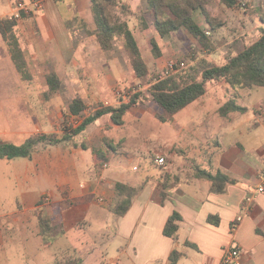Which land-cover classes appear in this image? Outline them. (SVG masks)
I'll list each match as a JSON object with an SVG mask.
<instances>
[{
    "label": "crops",
    "instance_id": "0c3cea01",
    "mask_svg": "<svg viewBox=\"0 0 264 264\" xmlns=\"http://www.w3.org/2000/svg\"><path fill=\"white\" fill-rule=\"evenodd\" d=\"M18 1L0 0V20L15 11ZM43 1L45 8L47 1L56 5V2L65 0ZM222 5L224 25L214 30L205 19L200 23L203 30L210 31L209 37L215 46L213 52L188 38L183 29L162 37L151 23L148 27L135 28L150 71L163 69L166 62L181 51L187 53L188 40L192 45L189 47L201 50L202 57L208 62L207 68L225 64L229 57L262 35L264 30L261 34L260 30L264 24L261 25L256 18H250V23L239 24L226 14L234 8L225 9L226 6ZM68 6L79 17H83V13L87 18L91 16L87 14L92 6L91 0H72ZM146 7L132 5L138 13L145 11ZM42 9L33 13V17L19 19L14 29L28 64H32V60L39 64L52 63L61 82L66 77H83L85 80L80 87L85 98L79 94L75 97H82L86 104L92 99L104 100L106 97L103 96L113 92L114 79H139L129 63L123 65L120 58L112 55L113 47L103 49L100 46L94 34L96 26L92 30L78 29L77 36L59 12H42ZM92 20L95 24L94 15ZM0 34L3 39L0 47L6 49L7 46L14 62L10 41L1 30ZM153 38L160 47L158 57L152 55ZM146 51L151 52V58ZM6 54V50L0 53V64ZM197 60L200 59H192V64ZM0 70L7 77L6 71ZM210 82L216 85L210 91L207 87L204 95L176 114H187L182 124H178L176 137L177 143L185 149H196V146L213 142L216 150L204 159L196 151L187 156L182 150L175 156L173 165L167 166L166 174L158 175L157 171L147 167L143 175H137L135 172L140 168L134 169V165L133 172H130L127 163L134 157L128 151L106 149L102 145L93 148L79 146L72 143L76 136L70 141L42 148L32 157L6 160L23 196L39 178L46 179L55 189H43L42 197L35 205H26L25 200L18 198L16 209H0V264H22L20 259L14 258L20 256L23 260L25 250L32 258L31 264H168L174 250L181 252L176 264H223L226 250L234 247L241 250L242 264H264V191L259 190L260 185H264L261 178L264 173V112L260 111L264 98L258 102L257 96L261 93L253 90L259 89L257 86L236 88L225 81ZM6 91L1 94L0 102H15L14 98L19 95ZM252 98L253 103H248ZM229 100L246 110H233L222 115L220 107ZM196 113L201 115L200 121L194 115ZM32 117L37 121L34 114ZM102 118L94 122L97 123L94 129L90 128L93 123L87 126L84 130H89L86 139L91 140L93 132L100 137L98 139L108 137L106 131L116 125L110 119L107 125L100 126ZM38 120L41 121L39 117ZM98 126L101 131L96 129ZM23 129L14 128L4 134H9L12 139L20 138L23 143L30 134ZM86 150H91L97 158L94 162L85 154ZM105 159L108 167L102 164ZM202 160L207 161L205 168L201 166ZM200 169L221 172L233 181L218 188L212 181L198 177ZM116 183H122L127 186V191H132L129 207L123 214L116 213L115 208L126 203L128 198L114 189ZM163 183L167 184L165 198L162 197ZM45 196L49 200L44 201ZM250 196L252 200L247 202ZM31 211L38 216L36 225ZM175 212L181 219L177 236L170 237L164 234V227ZM238 216L243 219L233 230L232 225ZM41 218H50L58 224L44 232ZM92 225H96V230L90 231L87 240L79 244L80 239L74 232L83 229L86 232Z\"/></svg>",
    "mask_w": 264,
    "mask_h": 264
},
{
    "label": "rangeland",
    "instance_id": "374dc122",
    "mask_svg": "<svg viewBox=\"0 0 264 264\" xmlns=\"http://www.w3.org/2000/svg\"><path fill=\"white\" fill-rule=\"evenodd\" d=\"M31 1L26 2L29 7V12H26L29 18L33 17V13H38L40 10H36L31 5ZM72 0H65L63 2L58 1L56 5H54L53 1H47L45 3V8H43L42 12H46L49 10L51 13H60L63 17L64 22L70 26L72 32L77 35L78 29H82L83 31L92 30L96 26L93 22V11L92 6L88 8V13L91 14L90 17H85L83 13V17H79L78 13L74 10L69 9L68 4ZM131 7V12H135V16H129L127 18L133 27V29L143 26V17L148 18V20H152L149 14H146L143 11L137 14V11L132 9V5L147 6V0H126ZM223 3L221 0H211L209 4V9L212 14L217 16L218 18H225V13L222 12L221 6ZM17 6V4H16ZM44 6V4H43ZM224 6H226L224 4ZM232 9L229 7H225V9ZM16 9V7H15ZM141 9V8H140ZM138 10V9H137ZM146 10V9H145ZM112 14L117 19H125L123 10L121 7L116 6L111 9ZM41 12V13H42ZM12 14V13H11ZM230 18H234L237 20L239 24L244 25L243 23H250V18H256V21L261 25L264 24V0H238L236 7L234 10H230L229 13ZM194 19L200 25L201 20L204 19L203 15L199 11L194 12ZM263 19V20H262ZM20 20H24L20 18ZM185 30V29H183ZM264 28L260 30V34ZM185 35L191 40H196V38L185 30ZM78 36V35H77ZM197 41V40H196ZM3 42L2 36L0 34V43ZM198 42V41H197ZM113 51L112 55L120 58L121 63L130 64V57L127 49L125 48L122 39L118 36L113 41ZM191 42L188 40V52L184 53L181 51L176 54L173 58L174 61H184L186 66L183 68H179L173 74L185 72L187 70L198 73L199 76L202 72V69L206 68V64L208 62L202 57V52L199 48L189 47ZM186 47V48H187ZM0 47V53L3 50H6V56L3 57L2 62L0 64V69H4L7 73V77L1 74L0 70V99H2V93L7 92L6 90H10V92L16 93L19 95L17 98H14L15 102H0V141L11 142L15 144H21L22 140L20 138H11L9 134L5 135L4 132H11L14 128L22 127L24 131L30 133L27 137H30L35 134L40 133H53V132H62L63 127L69 122L72 121L71 113H69V103L76 96L80 95L85 98V95L82 93V89L80 87L81 83L85 79L83 77L74 78H63V86L62 89L56 94H50L48 91V84L46 80L47 72L53 70L54 65L52 63H43L40 64L32 60V64H29L28 67V77L26 78L22 75L16 68L14 62L10 58L9 49L6 46V49H2ZM150 54V58L152 57L151 52L146 51ZM4 54V53H3ZM199 58L196 64H192V59ZM38 62H40L38 60ZM151 62V60H149ZM205 62V63H203ZM52 64V65H51ZM164 68V67H163ZM164 69H157L150 71L149 77L137 79L136 81H123L113 80V87L121 88V95H116L115 90L112 92H108L104 100L98 99L90 101L87 104V108L84 111L83 115H80L81 118H84L91 113L95 108V106L103 105L104 101L108 100L110 105H118L122 103H129L133 96L137 94H141L137 99V102L132 105V107L127 111L124 116V124L120 126H114L112 130H107V136L103 139H98L100 137H96V132H93V138L91 140L86 139L87 132L89 130L81 132L75 138H73L72 143H76L79 146L84 147H101L104 146L106 149H117L122 152H127L134 157L133 161H129L130 164V172L132 170V166H136L140 168L135 174L143 175L145 171L148 169L157 171V174H166L167 166H172L173 161L178 153H181L183 150L186 152V155H192L193 152L200 155L203 159L207 158L211 153L216 150V146L211 142L210 145L196 146V149H185L182 144L177 143L176 132L178 129V124H182L183 117L187 116V114L179 113L176 115V119L172 123H163L159 121L156 117V112L158 110V105L148 97V90L153 82L158 80L159 78H164ZM33 76V77H32ZM119 81V82H118ZM226 84V83H225ZM215 86V82H210L207 84L208 90L210 91ZM238 88V86H233ZM259 89H253L254 93L259 90L261 93L257 97H259L258 102L261 103V99L264 98V87H258ZM112 92V93H111ZM256 95V94H255ZM4 99V98H3ZM8 98H5V100ZM254 99H250L248 103H253ZM8 103V104H7ZM196 104V103H193ZM192 104V105H193ZM190 105V106H192ZM264 105V102H263ZM109 106V105H104ZM261 112H264V106L260 109ZM36 117L37 121L32 117L33 114ZM253 114V113H252ZM198 117V121L201 120V115L199 113L194 114ZM38 117L41 119L38 120ZM110 116H104L100 120V126L102 124L107 125L110 121ZM36 124V125H35ZM97 123H93L90 127L94 129ZM37 126L40 131H37ZM96 127L97 130L101 131V127ZM32 134V135H31ZM167 135V136H166ZM112 144V145H111ZM136 144V145H134ZM135 146V148H134ZM137 148V149H136ZM194 150V151H193ZM130 151V152H129ZM174 153V155H173ZM85 154L89 157V159L94 162L97 159L91 150H86ZM157 156H164L167 160V165L159 166L154 160ZM140 158V159H139ZM149 159V164H148ZM17 160H21L18 158ZM102 164L108 163V160H102ZM199 162H196V164ZM207 161L202 160L201 166L205 168ZM175 164V163H174ZM114 165V163L112 164ZM175 166V165H174ZM197 168V167H196ZM11 165L9 161L0 160V209L1 211H12L16 209L17 199L20 198L22 201H26V205H35L37 201L41 199V191L49 189H55V186L51 185L50 182L46 181L44 178H39L37 183L33 185L31 190L23 196L19 190V182H17L16 178L11 174ZM107 169V168H106ZM49 200L48 196H45L44 201ZM43 201V202H44ZM32 218L34 220V224L36 225L37 215H34V211H31ZM95 224V223H93ZM84 230L75 231L74 235L80 239L81 244L82 240H87L89 237L90 231L96 230V225L88 226L87 231ZM79 234V235H78ZM23 260L20 256H16L14 260H19L22 264H31L30 262L32 258H30L29 252L27 250L24 251ZM26 255V256H25Z\"/></svg>",
    "mask_w": 264,
    "mask_h": 264
},
{
    "label": "trees",
    "instance_id": "16d2710c",
    "mask_svg": "<svg viewBox=\"0 0 264 264\" xmlns=\"http://www.w3.org/2000/svg\"><path fill=\"white\" fill-rule=\"evenodd\" d=\"M91 1L96 24L94 34L100 46L103 49H110L113 47L114 39L119 36L129 53L130 65L136 77L139 79L149 77L150 68L144 59L141 45L135 35L134 29L127 19L129 16L136 15L134 14L135 12H131L130 4L126 0ZM210 1L147 0V9L144 12L149 14L152 20L150 21L148 18L143 17V26L148 27L151 23L156 32L162 37L175 30L185 29L196 38L201 47L208 52H213L215 49L214 43L206 31L194 19V12L199 11L211 29L215 30L224 25L223 19L211 13L209 9ZM221 2L229 8H234L238 0H221ZM118 5L123 10L125 19H117L112 14L111 9ZM25 17L27 15L22 13V18ZM18 23L17 19H2L0 20V30L3 36L10 41L12 58L18 70L27 78L29 64L20 46L19 39L14 32ZM151 43L153 54L156 57L160 56L161 51L157 40L153 38ZM46 80L50 94L58 92L62 88L61 79L56 71L51 70L47 72ZM209 81H225L232 86L238 87L264 86V31L251 45L241 50L238 54L229 57L225 64L207 67L201 72L200 76L198 73L187 70L159 78L153 82L148 90V97L158 105L156 117L163 123L173 122L179 111L206 93ZM140 95L133 96L129 103L109 106L98 104L84 118L81 124L75 127L66 124L61 133L35 134L28 137L21 144L0 141V159L12 160L18 157H32L35 152L49 145L70 141L73 137L83 132L89 124L107 115L110 116L115 125H123L125 114L137 102ZM86 108L87 104L80 96L75 97L69 104V110L74 115H83ZM233 110L245 111L246 108L229 100L220 107L219 111L224 115ZM198 177L212 181L218 188L233 181L221 172L213 173L207 169H200ZM114 189L119 194L127 195L128 200L126 203H120L115 208L116 213L123 214L129 207V198L132 197V191H127V186L122 183H116ZM166 189L167 184L163 183V198L167 196ZM41 201H43V198ZM180 219L181 217L177 212L172 214L165 224L164 234L176 237ZM57 224L50 218H41V226L44 232H47L49 228L56 227ZM180 256L181 252L174 250L169 257L168 264H176Z\"/></svg>",
    "mask_w": 264,
    "mask_h": 264
},
{
    "label": "built area",
    "instance_id": "2783aa9c",
    "mask_svg": "<svg viewBox=\"0 0 264 264\" xmlns=\"http://www.w3.org/2000/svg\"><path fill=\"white\" fill-rule=\"evenodd\" d=\"M43 4H44L43 0H32L31 1V5L36 10H41L43 8ZM26 12H29L28 4H26L25 1L20 0L17 2L15 11L12 14H10L7 18L19 20L20 18H22V13L25 14ZM206 33L210 35V31L207 30ZM185 66H186V63L184 61L178 62V61H174L173 59H169L163 68L164 69L163 76L164 77L169 76L175 71H177L179 68H183ZM121 91H122L121 88L119 87L115 88L116 95H121ZM103 105H110V102L106 100L104 101ZM71 115H72L71 116L72 121H69L67 125L75 127L82 123L83 119L81 118L80 115H74V114H71ZM154 162L159 166H164L166 165V158L164 156H157ZM103 166L108 167V163H104ZM134 169H137V167L135 166ZM261 178H262V181L264 182V173L262 174ZM259 190L264 191L263 184L260 185ZM251 200H252L251 196L246 199L247 202ZM242 219H243L242 216H238L236 218L235 222L232 225L233 230L237 228V226L242 221ZM240 257H241V250L238 247L228 248L224 255L223 264H242Z\"/></svg>",
    "mask_w": 264,
    "mask_h": 264
}]
</instances>
